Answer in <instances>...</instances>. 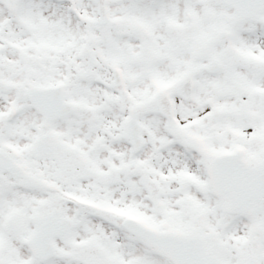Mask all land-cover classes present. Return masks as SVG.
Here are the masks:
<instances>
[{
	"label": "snow or ice",
	"instance_id": "6c2138e0",
	"mask_svg": "<svg viewBox=\"0 0 264 264\" xmlns=\"http://www.w3.org/2000/svg\"><path fill=\"white\" fill-rule=\"evenodd\" d=\"M0 264H264V0H0Z\"/></svg>",
	"mask_w": 264,
	"mask_h": 264
}]
</instances>
